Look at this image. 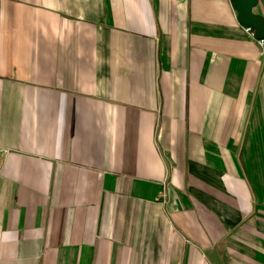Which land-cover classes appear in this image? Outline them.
I'll list each match as a JSON object with an SVG mask.
<instances>
[{
  "label": "crops",
  "instance_id": "obj_1",
  "mask_svg": "<svg viewBox=\"0 0 264 264\" xmlns=\"http://www.w3.org/2000/svg\"><path fill=\"white\" fill-rule=\"evenodd\" d=\"M0 157V264H264V53L231 0H0Z\"/></svg>",
  "mask_w": 264,
  "mask_h": 264
},
{
  "label": "water",
  "instance_id": "obj_2",
  "mask_svg": "<svg viewBox=\"0 0 264 264\" xmlns=\"http://www.w3.org/2000/svg\"><path fill=\"white\" fill-rule=\"evenodd\" d=\"M257 4L258 0H231L238 23L244 28L254 30L256 40H264V18L254 13Z\"/></svg>",
  "mask_w": 264,
  "mask_h": 264
},
{
  "label": "built area",
  "instance_id": "obj_3",
  "mask_svg": "<svg viewBox=\"0 0 264 264\" xmlns=\"http://www.w3.org/2000/svg\"><path fill=\"white\" fill-rule=\"evenodd\" d=\"M244 30H245L246 34H248V36H250V38L257 41L258 46L260 47L261 51L264 53V40H256L255 31L252 30L251 28H244ZM1 164H2V159L0 157V168H1Z\"/></svg>",
  "mask_w": 264,
  "mask_h": 264
}]
</instances>
